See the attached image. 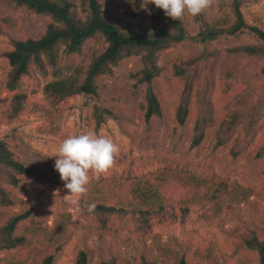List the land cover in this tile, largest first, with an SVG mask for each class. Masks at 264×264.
Listing matches in <instances>:
<instances>
[{
	"label": "trees",
	"instance_id": "obj_1",
	"mask_svg": "<svg viewBox=\"0 0 264 264\" xmlns=\"http://www.w3.org/2000/svg\"><path fill=\"white\" fill-rule=\"evenodd\" d=\"M107 2L0 0V38L9 39L11 46L1 54L5 72L0 76V124L11 125L35 112L39 129L58 135L72 98H95L102 78L112 77L122 60L138 57L141 68L131 77L136 84L146 85L137 107L146 124L161 117L164 109L178 126L191 123L186 135L189 148H197L209 136L215 148L230 144L235 157L239 133L261 135L256 156L264 162V27L244 21L240 1L231 0L228 13L207 15L206 9L192 17L198 26L195 35L187 32L184 17L173 21L153 5H149L150 16L125 13L139 20L127 22L111 16ZM23 15L43 26L40 36H12L21 30ZM244 32L253 37V44L204 48L194 55L178 49L188 39L205 44ZM23 79L31 80V89L22 88ZM116 110L113 102L93 104L85 124L97 130L106 116L115 117ZM15 142L14 129L0 139V252L12 254L0 259V264H54L68 231L83 225L65 208L56 213L51 226L29 223L32 213L23 210L12 191L32 171L10 150ZM149 158L143 163L120 150L114 167L92 179L77 203L87 221L83 228L100 235L123 232L128 241H150L148 257L125 264H203L208 258L205 252L197 251L190 259L170 250L162 235L189 225L216 224L241 204L256 207L264 202V181L251 183L229 170L218 172L212 165L173 155ZM227 180L231 183L225 184ZM93 203L95 209L89 212ZM18 204L21 211L19 207V213H14L12 208ZM243 244L251 252L250 264H264V239L257 231H250ZM92 259V251L79 249L68 264H89Z\"/></svg>",
	"mask_w": 264,
	"mask_h": 264
},
{
	"label": "rangeland",
	"instance_id": "obj_2",
	"mask_svg": "<svg viewBox=\"0 0 264 264\" xmlns=\"http://www.w3.org/2000/svg\"><path fill=\"white\" fill-rule=\"evenodd\" d=\"M105 6L111 16H116L127 22L139 21L125 15L131 13L143 18L146 14L139 10L140 1L133 0H106ZM244 21L248 25L264 27V0H239ZM105 3V2H104ZM231 0H213L206 14L226 12L230 10ZM186 30L190 35H195L198 26L192 17L185 14ZM22 28L14 32L13 37L28 35L40 36L44 28L34 17L23 15L20 19ZM254 39L247 32L235 37H221L211 43L201 44L193 39H188L179 46V50L188 55L200 53L204 48L231 49L237 46L253 44ZM86 46V45H85ZM93 45L89 44L91 48ZM95 44V47H98ZM9 39L0 38V76L5 72L1 54L10 50ZM100 51V49H99ZM75 57L79 59V57ZM141 68L138 57L122 60L113 70L112 77H104L100 81V89L95 98L87 99L84 96L72 98L63 117L59 122L58 135L45 133L39 129L41 124L37 113L23 115L11 125L0 124V139L8 137L15 130L16 144L9 147L15 156L32 174L22 178L20 185L12 191L15 198L23 203V210L29 209L32 217L29 223H38L40 226H51L56 213L66 209L73 220H78L86 226L87 221L82 216L78 204H72L65 199L68 193L64 189L58 172L54 170L55 149L58 143L68 135L93 131L98 135H107L119 145L121 151L131 153L138 161L145 162L147 158L156 155V158L173 155L178 159L190 162H201L212 165L215 170H229L231 175L249 180L251 183L264 181V162L257 155L258 141L261 136L239 133L240 145L237 149L238 156H232L230 144L225 147L215 148L214 140L205 136L197 148H189L186 139L191 123L186 126L175 124L167 111L162 109L161 117L152 118L145 123L137 112L145 84H136L131 76ZM22 88H30L31 80L23 79ZM33 82V81H32ZM36 97L41 98L37 93ZM113 102L117 106L115 117L104 118V123L97 130L85 124L93 104L106 105ZM264 131V126H263ZM257 138V139H256ZM216 181L219 179L215 178ZM231 180L225 181L230 184ZM57 189L59 192L57 193ZM252 198L249 199L251 201ZM21 205L14 206L12 211L19 213ZM35 213V214H34ZM83 226L73 227L68 231L62 251L57 255L54 264H68L69 258L79 249L90 250L93 259L89 264H100L113 259L115 264L138 262L141 257H148V240L134 238L126 240L127 234L117 236L100 235ZM250 231H257L259 239H264V202L253 207L241 204L239 209L216 224H196L187 226L184 230L176 228L166 231L162 235V243L169 246L170 250L177 251L192 258L197 251L205 252L203 264H250V251L246 250L243 239L248 237ZM11 253L0 252V259L11 257Z\"/></svg>",
	"mask_w": 264,
	"mask_h": 264
},
{
	"label": "clouds",
	"instance_id": "obj_3",
	"mask_svg": "<svg viewBox=\"0 0 264 264\" xmlns=\"http://www.w3.org/2000/svg\"><path fill=\"white\" fill-rule=\"evenodd\" d=\"M213 0H140L139 10L151 15L149 5L162 10L173 21L181 20L185 14L195 18L211 7ZM120 147L107 135H98L93 131L68 135L62 139L56 149L54 170L58 172L67 195L66 201L77 204L87 193V185L92 179H99L116 163ZM59 189H57V193ZM95 204H90L92 212Z\"/></svg>",
	"mask_w": 264,
	"mask_h": 264
}]
</instances>
